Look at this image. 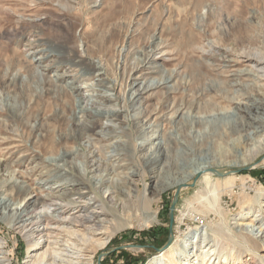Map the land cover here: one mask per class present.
Instances as JSON below:
<instances>
[{"label": "rangeland", "instance_id": "374dc122", "mask_svg": "<svg viewBox=\"0 0 264 264\" xmlns=\"http://www.w3.org/2000/svg\"><path fill=\"white\" fill-rule=\"evenodd\" d=\"M153 32L161 37V50L155 52L151 63L137 69L143 59L140 51L147 47ZM247 54H256L264 63V0H0V189L15 172H21L36 191L32 196L37 192L55 195L33 208V215H56L55 207L66 202L60 191L48 186L55 178L43 182L51 168L43 159L49 160L63 146H77L75 162L82 165L88 158V165H93L91 175L104 183L99 193L106 207L123 197L109 194L106 187H118L128 181L130 172L137 173L133 176L136 193L130 195L136 210L99 217L113 220L117 229L111 236L107 237L103 228L72 234L75 227L70 226L60 231L57 239L45 242L43 237L40 246L31 250V242L10 227L11 216L4 212L0 213V254H7L10 264H50L45 262L49 254L53 264H65L61 261L66 249L81 255V261L74 264H97L99 254L101 264H147L149 258L168 248L157 250L169 236L168 207L173 196L171 187L156 197L149 192L154 181L148 162L150 151L162 135L170 136L172 150L175 136L195 139V135L212 129L206 118L218 115L223 122L216 126V136H206L201 142L210 147L211 159L247 156L253 146L260 152L245 165L250 169L234 173L244 179V193L239 188L232 198L223 193L222 219L213 211L217 206L210 192L204 195L211 209L206 213L207 205L195 199L193 189L180 191L173 229L180 242L172 258L177 260L198 240L208 242V248L218 236L230 247L235 246L232 253L240 252L234 264H264V199L251 198L257 188H264V134L244 145L238 137L227 134L225 121L237 103L250 101L249 95L264 99V77L255 67L250 68L252 59L243 57ZM81 57L92 60L89 68L101 64L100 74L86 73L81 66L68 62ZM160 66L163 71L158 70ZM241 69L250 72L231 76L232 71ZM171 72L173 78L167 87L148 92L150 96L137 103L135 113L120 120L101 118V125L96 126L100 136L87 133L80 139L60 140L62 133L73 130L77 110L79 95L69 89L71 82L79 86L83 99L80 105L84 112L77 116L89 121L91 113L123 105L121 98L115 100L116 92L126 96L137 82ZM180 115L184 117L177 122ZM136 118L141 120L144 133L135 125ZM143 141L146 143L140 149ZM88 151L97 154L87 157ZM216 178L221 187L230 179L226 175ZM144 190L148 194L144 195ZM195 209L206 218L197 221L199 229L194 235ZM187 228L188 233L182 234ZM82 237H93L98 244L108 240L93 261L88 260V241ZM227 254L213 256L212 264L224 262ZM199 258L189 257L192 264ZM170 259L164 255L162 264H170Z\"/></svg>", "mask_w": 264, "mask_h": 264}, {"label": "bare ground", "instance_id": "6f19581e", "mask_svg": "<svg viewBox=\"0 0 264 264\" xmlns=\"http://www.w3.org/2000/svg\"><path fill=\"white\" fill-rule=\"evenodd\" d=\"M128 35L129 33L126 34L127 37ZM160 39V35L156 32H153L150 35L146 45L147 47H145L143 51H140L143 59L137 65V69L139 66L149 64L154 60L155 52L161 50L159 47L162 44L159 42ZM249 54L244 55L243 57L246 58V61L247 59H252L250 68L255 67L256 70L259 71L260 75L264 77V63H261V57L259 58L256 54H253V56H250ZM68 62L74 66H81L84 68L86 73L100 74L101 64L97 63L93 67L89 68V65L92 63L90 58L81 57L78 59H72ZM152 70L154 71V69ZM158 70H162V68H158ZM249 72L250 70L246 69L234 70L232 71L231 76L242 77ZM162 73L158 78L154 77L153 79L143 83L137 82L136 86H132L133 90L131 89V92L129 91L126 96L122 97L120 96V92H116L115 100H119L121 98L123 100V105L112 111L91 113L88 115V117H90L89 121H84L83 119L81 120L80 117L77 116L78 113H81L82 111L84 112L83 107L80 105L83 102V99L82 95H80L79 86L74 85L71 82V87H69V89L79 95L78 103H76L77 110L73 113V130L69 133H62L59 136L60 140L66 141L67 139H80L87 133L100 136V133L102 132L97 130L96 126L101 125V118L120 120L125 118V116H130V112L133 111L135 113L138 102L141 103V100L148 99V96H150L148 92L158 88L167 87V84L173 78V73L171 72L165 76L162 75ZM135 78H138V76H135ZM141 83L142 85H140ZM113 89H115V87H113ZM249 98L251 99H249L250 101L246 104L237 103V105H235V111H233L231 117L228 116L225 120L228 124L227 134L238 137V139H241L240 142L244 145L264 134V99L258 98L254 94L249 95ZM259 109L262 110L259 111ZM238 111L245 112V115H241ZM57 115L59 117L61 113L58 112ZM181 117H184V115L176 117L177 122H179ZM221 118L222 117L218 115H211L207 117L206 121L208 126H212V129L204 133H199V136L195 135V139L192 138L191 141L187 140V136H175L174 142L176 146H174V150H172V146H170V136L165 137L162 135L157 138L155 147L152 151H150L148 158V162L153 168L152 178L154 179L149 192H152V194L156 197L159 196L167 187H171L174 192L178 187L185 189V184L194 181V185L188 188L195 191V199L199 202L203 200L207 205L206 213L211 212V209L208 208L209 202L204 196L210 192V195H212V199H214L217 206L216 209H213V211L215 215L218 216V219L223 218L222 211L224 208L221 205L223 193L232 198L234 196L235 188H239V191L244 193V191H241V188L243 189L246 185L244 184V179L242 180L240 176L234 174V169L248 165L250 161L256 157V154L260 152V149H258V146H253V148L250 149L249 155L243 157L237 154L230 157L224 156L223 158L220 157L216 159H213V157L211 159L209 156L210 147H204L201 142L206 138V136L210 137L211 135L217 134L218 128H216V126L219 127L223 122ZM134 123L139 131L142 133L145 132L141 124V120L136 118ZM109 136L111 137L112 135H108V137ZM154 139H156V137ZM211 139L212 138H210V141ZM145 143L146 142L144 141L139 143L140 149L141 147L143 148ZM52 144L58 145L59 142L52 141ZM263 150L264 146L262 147V151ZM172 151L176 152V154H172ZM77 153V146H63L59 152L53 156L51 155L49 160L43 159L46 165L51 166L49 169L50 171L48 172L47 177L43 179V182H47L48 180L55 178L56 181L48 186L53 188L55 192L60 191V197H62V199L66 202V205L64 206L55 207L56 215H33V208L43 204L45 200L55 197V195H53V193L50 194L49 192L44 196L37 192L32 196V192L36 191H32L28 181L25 179L26 176L22 175L21 172H15V177L12 180H9L0 189V213L4 214V212H7L10 214V227L17 228L20 234L31 242V250L40 246L41 242L44 241L43 237H46L45 242L52 237L57 239V234L70 226L75 227L72 234H75V232L77 233L78 230L93 229L92 231H96L99 228H103L104 234H107V237H109L117 228L114 226L113 220L110 221V219H100V215H127L136 210V207H134L135 205H133L134 201L130 198V195L133 194V192L136 193V185L134 183L135 179L133 178V176L137 175L136 172L133 171L130 172L128 176L126 175L128 177V181H125L120 186L106 187L109 194L117 193L123 196L121 198L117 197L115 201L112 202V205H108V207H106L105 204H107V202H105L102 195L99 193V188L104 183L101 179L91 175L93 165H88V158L85 159L82 165L75 162V156ZM96 154L97 153L95 151H88L86 156L93 157ZM2 164L3 162H0V165ZM226 171H230V174L226 175L230 179H228L224 186L221 187L216 178V176H218L216 172ZM251 178L252 177H249L250 180ZM58 180L59 182L64 180V182L60 184L58 183ZM249 188H251L250 185L247 189ZM143 194L146 195L148 193L144 190ZM260 197L264 199V188H257L255 194L251 196L253 200H258ZM22 201H25L24 205L19 206ZM200 212L201 211L198 209H195L193 212L196 213L194 214V217L197 216L196 222L198 220H202V222L205 221L204 219L206 218V215ZM182 215L185 216L186 214ZM155 217V213H153L151 215V219L154 221L156 219ZM194 226L196 231L194 230L193 233L195 235L199 226L198 222ZM80 227L82 228L80 229ZM176 231L177 230H175V234H173L174 240L168 248L160 252L159 256L149 258L147 264H162L164 255L167 259H172H170V264H192V260L189 259V257L192 256L197 258L200 257L195 264H212L213 256L219 258L221 255H224L226 251H228V254L225 255V258H231L228 260H225L224 258V262L220 264H234V258L239 257L240 255L239 251H235L236 254L234 252L232 253L234 245L230 247L228 244L224 243L222 238L215 236L213 244H211L208 248H206L208 242L204 243L203 240H198L196 242V246L190 247V250L187 253L183 250L181 255L177 257V260H174L172 257H174L176 251H178V245L180 242L179 234H177ZM188 231L189 228L183 231L182 234L185 232L188 233ZM78 237L80 238V236ZM84 238L85 241H88V244L85 247L88 260L93 261L99 247H104L108 240H104V242L98 244L95 242L93 237H82V239ZM2 248V241L0 240V249ZM63 250L65 253L62 254L61 262L65 264H74L81 261V255L79 253H70L66 251V249ZM231 259H233V261H231ZM5 262L10 264L8 255L2 253L0 254V264H4ZM45 262L53 264L54 258L49 254Z\"/></svg>", "mask_w": 264, "mask_h": 264}, {"label": "water", "instance_id": "95a60500", "mask_svg": "<svg viewBox=\"0 0 264 264\" xmlns=\"http://www.w3.org/2000/svg\"><path fill=\"white\" fill-rule=\"evenodd\" d=\"M250 169V166H245V167H239V168H236L234 169L233 172L235 173H240L241 171L243 170H248ZM218 176H223V175H227V174H230V171H226V172H216ZM194 185V181L188 183V184H185L184 187H191ZM181 187H178L175 189V191L173 192V196L170 200V203H169V207H168V221H169V224H168V232H169V236H168V239L166 241V243L163 245V247L161 248H157V250H163L165 249L166 247L169 246V244L172 242L173 240V229H174V212H175V209H176V204H177V201H178V195L181 191ZM100 259H101V254L98 255V258H97V264H101L100 263Z\"/></svg>", "mask_w": 264, "mask_h": 264}]
</instances>
